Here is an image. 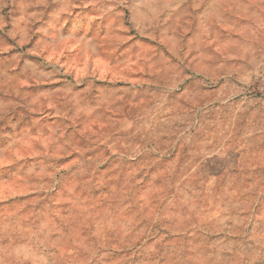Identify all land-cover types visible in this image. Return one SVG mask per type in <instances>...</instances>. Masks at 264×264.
Segmentation results:
<instances>
[{"label":"rangeland","instance_id":"rangeland-1","mask_svg":"<svg viewBox=\"0 0 264 264\" xmlns=\"http://www.w3.org/2000/svg\"><path fill=\"white\" fill-rule=\"evenodd\" d=\"M0 264H264V0H0Z\"/></svg>","mask_w":264,"mask_h":264}]
</instances>
